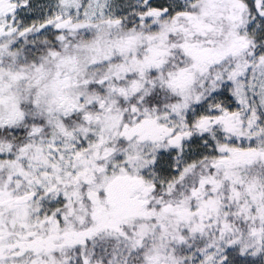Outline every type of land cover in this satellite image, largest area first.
Returning a JSON list of instances; mask_svg holds the SVG:
<instances>
[{
  "label": "snow or ice",
  "instance_id": "6c2138e0",
  "mask_svg": "<svg viewBox=\"0 0 264 264\" xmlns=\"http://www.w3.org/2000/svg\"><path fill=\"white\" fill-rule=\"evenodd\" d=\"M0 264H264V0H0Z\"/></svg>",
  "mask_w": 264,
  "mask_h": 264
}]
</instances>
